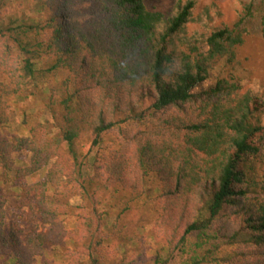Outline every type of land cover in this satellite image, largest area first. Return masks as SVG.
<instances>
[{
    "label": "trees",
    "instance_id": "16d2710c",
    "mask_svg": "<svg viewBox=\"0 0 264 264\" xmlns=\"http://www.w3.org/2000/svg\"><path fill=\"white\" fill-rule=\"evenodd\" d=\"M11 1L0 0V128L8 99L29 86L61 123L54 133L24 120L21 135L0 139L4 264L50 251L63 264H105L99 190L114 186L153 199L161 250L152 264L184 254L191 238L185 264H264V81L257 96L233 75L256 0L233 26L214 23L215 6L195 14L197 0L167 17L143 0H19L28 18L7 15ZM260 31L264 40V15ZM83 140L101 178L94 187L75 149ZM22 155L27 166L15 167ZM118 264L144 261L125 254Z\"/></svg>",
    "mask_w": 264,
    "mask_h": 264
},
{
    "label": "rangeland",
    "instance_id": "374dc122",
    "mask_svg": "<svg viewBox=\"0 0 264 264\" xmlns=\"http://www.w3.org/2000/svg\"><path fill=\"white\" fill-rule=\"evenodd\" d=\"M186 0H143L147 9L159 12L164 16H170L175 12L178 2ZM251 0H197L195 14L202 11L205 6H215L213 16L218 13L220 18H215V24L223 23L228 26H233L241 16L243 8ZM7 15L12 16L19 13L21 17H31L32 7L21 3L19 0H14L9 3ZM12 6V7H11ZM31 8V9H30ZM264 15V0L255 1V9L251 19L244 24L246 32L245 44L239 50V65L234 72V78L239 81L244 90H250L252 94L260 96L262 93V84L264 81V40L260 31V20ZM195 27L190 28L194 30ZM220 68H216L212 79L206 81L199 86L195 92L199 93L205 90L213 83V78L217 76ZM24 97V98H23ZM50 103L40 96L34 90L33 86H29L25 92L19 96H13L7 101L10 124L7 127L0 128V139H5L7 136L21 135V124L26 121L27 129L29 125L33 126L32 122L38 120L40 122H48L54 133H57V127L61 123L60 112L57 107L56 116L47 111ZM261 125L264 126V112L259 116ZM111 138L106 137L104 146L111 143ZM115 148V145H112ZM90 147L88 140L79 141L75 144L80 160H82ZM96 151H94L95 153ZM28 157L22 155L21 161L16 163L15 167H26ZM82 172L84 176L91 181L92 186L101 184V178L97 176L93 169V157L87 160L83 159ZM52 162L47 166V170L52 167ZM43 180V172L26 179L28 184H33ZM9 192V190H6ZM99 198L101 204L98 206L100 212L108 214L109 229L106 230L108 239L106 241L105 264H118L124 255L140 254L144 264H152L155 255L161 250V240L156 238V219L157 215L153 207V199L141 197L133 200L131 196L114 186L108 190L101 188L99 190ZM12 199V198H10ZM75 206L80 203L78 200H73ZM71 227V225H69ZM195 238H191L189 245L184 254L177 253L173 256L168 264H185L189 257L193 254ZM220 244L221 250L227 252L229 247L222 242H212ZM211 243V244H212ZM0 264H4L0 259ZM33 264H63V259L52 251L35 258Z\"/></svg>",
    "mask_w": 264,
    "mask_h": 264
}]
</instances>
